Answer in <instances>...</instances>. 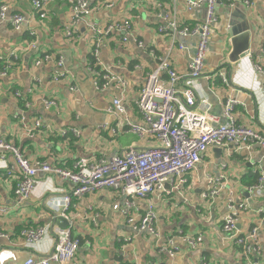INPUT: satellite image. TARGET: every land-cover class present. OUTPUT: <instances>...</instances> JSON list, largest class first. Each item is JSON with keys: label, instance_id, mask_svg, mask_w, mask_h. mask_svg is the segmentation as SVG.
Here are the masks:
<instances>
[{"label": "crops", "instance_id": "crops-1", "mask_svg": "<svg viewBox=\"0 0 264 264\" xmlns=\"http://www.w3.org/2000/svg\"><path fill=\"white\" fill-rule=\"evenodd\" d=\"M88 2L100 5L90 16L100 28L114 20H130L128 40L123 41L115 30L94 35L81 21L71 28L65 1H51L46 17L38 19L31 0H0V4L9 6L8 13H21L26 20L19 29L0 22V54L14 51L18 56L8 74L0 78V139L12 143L32 161L70 168L79 157L97 161L129 146L149 145L148 138L141 139L124 130L107 111L111 99L121 97L125 115L132 122L141 123L136 99L146 74L156 65L149 48L161 53L172 46L173 66L183 76L181 85L189 84L186 65L194 54L197 37L176 35L172 45L169 35L158 32L162 20L157 15V5L171 8L170 0ZM175 8L183 25L200 22L206 16L205 6L189 10L182 0H176ZM215 12L217 19L211 26L203 73L196 79L198 89L208 101V113L219 123L224 122L223 100L232 97L236 100L235 123L264 134V0H252L249 6L242 0L221 1ZM240 22L249 29L231 35V26ZM134 38L141 40L143 47ZM95 43H99V64L94 68L122 75L127 81L123 89L114 81L103 89L96 88V75L89 69ZM245 50L249 53L241 57ZM219 70L226 72V84L221 81ZM16 90L19 96L14 95ZM49 98L57 104L45 108L44 100ZM34 119H40L41 126L27 133ZM70 128L81 134H58V130ZM216 148L211 145L207 149L201 162L186 176V184L174 188L167 185L145 198H133V206L126 207L127 197L111 188L72 196L66 215L72 236L80 244L70 264H247L234 240L221 228L222 217L232 211L230 197L234 206L246 203V208L239 211L235 229L238 234H246L251 228H258L262 252L253 260L264 264V193L248 197V187L264 173V149L256 144L248 148L227 145L219 153ZM17 174L14 155L0 151V264H23L30 256L40 258L49 252L51 229L32 247L25 244L20 231L24 227L56 224L58 218L48 202L54 199L60 203L59 199L71 190L70 182L41 172L36 175L30 195L18 201L14 194ZM208 177L218 179L220 190L206 200L201 193ZM149 205L156 212L158 235L135 230L127 222L128 217L140 219ZM180 232L201 234L202 242L190 248L180 241ZM173 235L179 251L171 256L164 245Z\"/></svg>", "mask_w": 264, "mask_h": 264}, {"label": "built area", "instance_id": "built-area-1", "mask_svg": "<svg viewBox=\"0 0 264 264\" xmlns=\"http://www.w3.org/2000/svg\"><path fill=\"white\" fill-rule=\"evenodd\" d=\"M51 1L53 0H31L40 19L46 17V8ZM59 1H65L69 5L71 28H75L81 21L94 35L100 36L103 32L107 34L115 30L121 34L123 41L128 40L131 29L130 20H114L104 28H100L90 17L100 5H91L88 0ZM170 1L171 8L162 7L161 4L157 5L160 8L157 15L162 20V23L158 25V32L169 35L172 38V45L176 35L197 37L194 54L186 65L189 84L181 85L183 76L173 66L172 46L161 53H158L154 48H149V53L156 59V65L146 74L145 83L139 90L136 99L141 123H134L125 115V105L121 97H113L107 107V111L117 119L118 124L122 125L124 130L138 134L141 139L148 138L151 143L144 148L129 146L120 153L97 161L79 157L74 160L70 168H64L42 160L27 159L12 143L0 139V151L11 152L18 167L14 186V194L18 201H23L30 195L34 188L36 175L42 172L55 174L71 183L70 193L61 197L60 203H56L54 199H50L48 202V207L55 212V218L67 219L66 211L71 205L72 196H82L87 192L102 188H111L124 194L127 197L125 205L129 207L134 204L133 198H145L154 191L164 190L167 185L174 188L186 184V176L197 167L211 145L220 148L227 145L248 148L250 145L256 144L264 149V134L251 126L235 123L233 109L236 100L232 97L224 98L221 114L224 122L219 123L218 119L208 113V101L196 83V79L203 73L211 26L217 19L216 4L221 1L230 3L232 0H182L189 10L201 6L206 7V16L202 21L185 25L177 19L176 0ZM242 1L247 6L252 3V0ZM8 8L6 3L0 4V22L9 23L14 29H19L26 21L24 15L21 13L9 15ZM134 41L139 47H143L144 43L141 40L134 38ZM98 44L95 43L89 66L92 73L96 75L94 80L96 88L103 89L110 81H114L119 88L123 89L127 81L122 75L112 74L109 69L100 72L94 68L99 64L98 47L96 46ZM179 48L183 49L184 46L180 44ZM262 52L264 53V47ZM17 59L18 56L14 51L7 55L0 54V77L7 75L12 68V63ZM43 59H48V55L43 56ZM61 64L62 62L58 61V65L61 66ZM218 75L221 81L226 84V72L219 70ZM74 88L72 87V89ZM14 95L19 96V91L16 90ZM56 104L57 102L52 98L44 100L45 108ZM40 126V119H34L27 128V133L38 130ZM69 133L75 136L81 134L75 128L58 130V134L61 136H67ZM218 183L217 178L208 177L201 196L206 200L213 198L220 190ZM263 193L264 173L256 183L248 187L249 197L261 196ZM233 201L234 199L231 197L228 199L232 211L222 217V231L228 238L234 240V243L239 247L240 254L247 260V264H256L253 257L262 252L258 228L253 227L246 234L239 235L236 232L239 211L245 209L247 205L239 203L234 206ZM122 211L125 213L127 210ZM156 217L153 205H149L140 219L135 221L128 217L127 222L132 224L135 230H145L153 235H158L155 226ZM49 229L53 233L52 247L49 252L38 256L40 258L30 256L23 264H49L50 262L70 264L74 261L80 242L72 236L69 225L61 227L56 223L24 227L21 229L20 235L25 244L32 247L40 242ZM177 236L182 243L190 248H195L202 242L201 234L189 235L180 232ZM175 237L176 235L167 238L164 245L171 256L179 251V247L175 245ZM165 249L162 248V250ZM203 264L211 263L204 261Z\"/></svg>", "mask_w": 264, "mask_h": 264}, {"label": "water", "instance_id": "water-1", "mask_svg": "<svg viewBox=\"0 0 264 264\" xmlns=\"http://www.w3.org/2000/svg\"><path fill=\"white\" fill-rule=\"evenodd\" d=\"M249 29V26L247 25H245V24H243L242 22H240V23H238V24H235V25H232L231 26V29H230V33H231V35H234V34H236V33H238V32H242V31H245V30H248ZM249 46V45H248ZM247 50V49H246ZM244 51V53H242L243 55L241 56V57H243V56H245L246 54H248L249 53V50L248 51ZM221 149L222 148H220V147H217L216 148V150L219 152V153H221ZM248 197H249V194H248ZM58 225H60L61 227H66V226H68L69 225V221L67 220V219H65V218H63V217H58V219H57V222H56Z\"/></svg>", "mask_w": 264, "mask_h": 264}, {"label": "rangeland", "instance_id": "rangeland-1", "mask_svg": "<svg viewBox=\"0 0 264 264\" xmlns=\"http://www.w3.org/2000/svg\"><path fill=\"white\" fill-rule=\"evenodd\" d=\"M9 9V8H8ZM9 15H11V14H14V13H8ZM36 16H37V18L38 19H40V16H39V14H36ZM9 24V23H8ZM8 74V73H7ZM0 78H2V77H0Z\"/></svg>", "mask_w": 264, "mask_h": 264}, {"label": "trees", "instance_id": "trees-1", "mask_svg": "<svg viewBox=\"0 0 264 264\" xmlns=\"http://www.w3.org/2000/svg\"><path fill=\"white\" fill-rule=\"evenodd\" d=\"M256 182H257V180H256ZM256 182H255V183H256ZM253 184H254V183H253Z\"/></svg>", "mask_w": 264, "mask_h": 264}, {"label": "bare ground", "instance_id": "bare-ground-1", "mask_svg": "<svg viewBox=\"0 0 264 264\" xmlns=\"http://www.w3.org/2000/svg\"><path fill=\"white\" fill-rule=\"evenodd\" d=\"M240 235V234H239Z\"/></svg>", "mask_w": 264, "mask_h": 264}]
</instances>
